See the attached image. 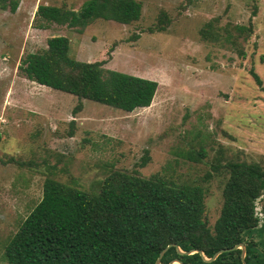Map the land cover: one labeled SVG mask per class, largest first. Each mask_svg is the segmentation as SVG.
Here are the masks:
<instances>
[{
    "label": "rangeland",
    "instance_id": "374dc122",
    "mask_svg": "<svg viewBox=\"0 0 264 264\" xmlns=\"http://www.w3.org/2000/svg\"><path fill=\"white\" fill-rule=\"evenodd\" d=\"M85 1L20 0L14 13L0 9V264H9L4 246L41 200L49 176L91 191L113 170L167 174L206 189L205 217L213 226L226 164L264 159V0H140L141 17L129 24L36 27L39 4L79 10ZM163 14L169 21L159 31ZM209 21L215 32L252 21L245 56L229 42L203 39ZM57 35L69 37L79 60H106L108 68L156 80L151 105L126 112L83 99L76 109V95L28 79L21 60ZM263 208L264 195L257 201L261 223ZM263 235L261 227L245 237Z\"/></svg>",
    "mask_w": 264,
    "mask_h": 264
},
{
    "label": "trees",
    "instance_id": "16d2710c",
    "mask_svg": "<svg viewBox=\"0 0 264 264\" xmlns=\"http://www.w3.org/2000/svg\"><path fill=\"white\" fill-rule=\"evenodd\" d=\"M19 5L20 0H0V9L12 13ZM142 8L140 0H86L79 10L39 4L36 27L47 28L55 22L83 29L97 19L129 24L140 19ZM168 21L163 14L157 29H166ZM222 29L215 32L209 21L200 33L205 40L231 43L244 57L242 41L253 33V22ZM70 47L69 37L52 36L47 48L28 53L19 69L40 85L76 95L80 100L76 109L83 107V99L126 112L151 105L156 80L108 68L106 60H79ZM251 74L262 86L258 73L252 70ZM149 159L147 153L141 165ZM226 168L223 205L213 226L205 217L206 189L167 174L146 177L137 169L113 170L91 191L49 176L41 200L5 244L4 257L9 264H156L161 251L174 244L161 264L174 259L183 264H244L240 248L212 261L200 252L178 251V247L200 249L210 258L220 249L244 243L246 263L264 264V235L259 241L245 237L264 227L257 211V201L264 195V159L230 161Z\"/></svg>",
    "mask_w": 264,
    "mask_h": 264
},
{
    "label": "water",
    "instance_id": "95a60500",
    "mask_svg": "<svg viewBox=\"0 0 264 264\" xmlns=\"http://www.w3.org/2000/svg\"><path fill=\"white\" fill-rule=\"evenodd\" d=\"M172 245H174V244H169L168 246H166V247L161 251L159 258H158L157 261H156V264H161V258H162V256H163L164 253L168 250V248L171 247ZM237 248H240V249L242 250L241 257H242L243 263H244V264H247V263H246V260H245V257H246V246H245L244 243H238V244H236L235 246H233V247H231V248H223V249H220V250H218V251L214 254V256H212V257H210V258H209V257H206L205 254H204V252H203L202 250H200V249H192V250H190V251H183L182 249H180V248L178 247V251H179L181 254H190V253H194V252H200L201 255H202V257H203L206 261H212V260H214L219 254H221V253H223V252H227V251L235 250V249H237ZM176 261L179 262V264H183V262H182L181 260H179V259H174V260H172V261L170 262V264H175Z\"/></svg>",
    "mask_w": 264,
    "mask_h": 264
}]
</instances>
